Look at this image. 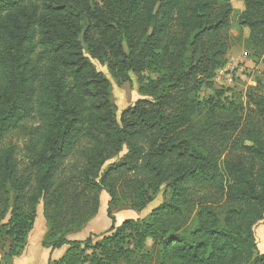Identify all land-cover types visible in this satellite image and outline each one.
<instances>
[{
    "label": "trees",
    "instance_id": "1",
    "mask_svg": "<svg viewBox=\"0 0 264 264\" xmlns=\"http://www.w3.org/2000/svg\"><path fill=\"white\" fill-rule=\"evenodd\" d=\"M232 12L229 0H0V143L40 120L23 171L0 151V237L12 238L0 263L24 251L43 203L44 245H68L49 264H144L149 239L164 264H264L253 228L264 216V80L228 110L197 95L227 63ZM240 24L264 55V0H245ZM85 46L118 83L156 73L141 86L151 99L119 118ZM77 152L85 166L63 177ZM163 185L171 196L148 218L67 238L98 213L102 191L111 217L122 196L143 210Z\"/></svg>",
    "mask_w": 264,
    "mask_h": 264
},
{
    "label": "rangeland",
    "instance_id": "2",
    "mask_svg": "<svg viewBox=\"0 0 264 264\" xmlns=\"http://www.w3.org/2000/svg\"><path fill=\"white\" fill-rule=\"evenodd\" d=\"M100 1V0H99ZM233 5V12L231 16V28L230 36L232 38V49L228 54L227 62L232 60L235 63H241V66L244 68V72L240 77L235 78L234 81H223L220 82L216 77L212 80L211 85H204L199 92L197 93L198 97L201 100H208L210 98V104H214L217 100L221 102L225 99L224 104L227 105L226 109L230 108L229 103L233 102L236 104H246L247 97L246 94L251 87L257 85L259 79L264 80V55L261 54L260 50H257L249 42L248 37L250 30L249 28L242 26L240 24V17L245 10V0H229ZM6 27V24H5ZM41 51L40 46L36 47V50L31 54V58L34 60L37 57V54ZM247 52V56H245ZM85 54L87 57L94 63L98 71H101L111 82V93L112 101L115 104L116 112L118 117H121L122 112L135 105L138 101L143 98L151 99L150 96L146 95L141 91V86L143 81H146L147 78L156 79L158 76L156 73L145 70L141 76H137L134 73H130V80L118 83L117 80L111 74L108 65L101 62L99 59L92 56L88 48L85 46ZM213 97V100H211ZM208 108V106H207ZM206 108V109H207ZM255 114V113H253ZM255 115L258 116L256 113ZM40 120L37 115L27 119L23 126L13 132H11L6 138L0 143V151H13L15 161L19 165L20 171H23L26 167L29 166V152L27 149L30 135L29 131L32 127H35L39 124ZM29 130V131H28ZM128 152V147L124 146L123 152L119 155L111 158L106 165H109L113 162L119 161L126 153ZM86 159L80 153H74L70 156L64 164L63 168V177L69 176L72 172H75L79 169H82L85 166ZM171 196V191L168 186L163 185L161 189L153 195L152 201L149 202L143 210H133L131 209L130 200H126L123 196L118 199L114 204L111 217L108 214V201L111 199L110 195L106 191H102L100 195V205L98 213L89 220V222L80 230H75L66 234L68 237L70 234H75L78 236V239L86 238L90 230L96 231L94 233V241L101 239L104 234H111L109 232L110 228L113 225V219L115 220V226H119L125 219L134 218L142 219L148 218L150 213L167 202ZM42 209L44 208L43 203L40 204ZM188 213L186 212V215ZM9 218V217H8ZM8 218L2 222L6 223ZM45 219L46 224L49 229V222L44 217L43 214H40V219L37 223H41ZM194 223V220L192 222ZM41 224H39L40 226ZM256 240L258 244V251L264 252V216L262 219L257 220L253 226ZM53 237H50L48 240H51ZM12 238L9 236L0 237V249L5 251L9 248ZM153 246V241L151 239L147 240L146 248L144 253L151 252L148 255V260L143 261L144 264H164L160 255L155 251H151ZM123 262V261H122ZM121 264H125L124 262ZM0 264H5L2 261ZM168 264V263H165Z\"/></svg>",
    "mask_w": 264,
    "mask_h": 264
},
{
    "label": "crops",
    "instance_id": "3",
    "mask_svg": "<svg viewBox=\"0 0 264 264\" xmlns=\"http://www.w3.org/2000/svg\"><path fill=\"white\" fill-rule=\"evenodd\" d=\"M40 214L44 215V211L39 205L37 218L33 229L29 233L27 245L24 251L19 256L14 257L10 264H49L50 259L57 260L61 258L67 251L68 245H63L62 247L56 249H52L51 247L44 245L43 241L46 233L48 232V226L45 219L41 223H37L40 219ZM39 224L41 225L39 226ZM91 233L94 234L96 231L90 230L89 235ZM67 238L74 240L78 239V236L72 233ZM5 251H7V248ZM5 251L0 249V259Z\"/></svg>",
    "mask_w": 264,
    "mask_h": 264
},
{
    "label": "built area",
    "instance_id": "4",
    "mask_svg": "<svg viewBox=\"0 0 264 264\" xmlns=\"http://www.w3.org/2000/svg\"><path fill=\"white\" fill-rule=\"evenodd\" d=\"M244 54L247 56L248 53L245 52ZM241 63H235L230 60L224 67L217 70L215 77L220 82L234 81L235 78L240 77L244 72V68L241 66Z\"/></svg>",
    "mask_w": 264,
    "mask_h": 264
}]
</instances>
